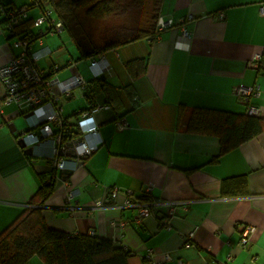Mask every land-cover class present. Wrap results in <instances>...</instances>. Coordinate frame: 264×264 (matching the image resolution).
Listing matches in <instances>:
<instances>
[{"label":"crops","instance_id":"0c3cea01","mask_svg":"<svg viewBox=\"0 0 264 264\" xmlns=\"http://www.w3.org/2000/svg\"><path fill=\"white\" fill-rule=\"evenodd\" d=\"M261 1L161 0L159 17L171 19L172 25L159 38L137 39L102 53L110 68L104 80L99 78L113 87L118 109H101L94 115L102 143L81 166L67 163L65 169L54 168L51 139L28 144L30 149L23 153L16 140L28 120L14 104L4 106L0 114V231L28 206L43 183L51 182L53 191L41 206L46 224L71 235L109 239L129 250L128 264H142L148 249L158 260L169 254L168 264L177 259L186 264H264V130L220 155L217 137L188 132L185 126L194 108L245 113L233 94L239 84L259 86V95L251 103L264 119V68L248 67L255 53L264 54ZM7 4L29 5L28 18L41 12L32 0H0V67L18 53L6 32L2 9ZM46 27L47 23L41 25ZM184 28L191 33L188 38L181 36ZM42 43L51 50L39 61L46 73L56 64L62 79L81 74L69 69L71 60L64 65L53 61V45ZM33 47L38 46L33 43ZM135 58L146 61L145 72L138 77L125 67L126 61ZM84 79L90 84L93 78L90 74ZM89 91L88 86L74 89L71 96L59 100L68 123L73 124L91 105L106 101L102 92L89 99ZM63 100L69 104L78 100V104L65 112ZM119 116L127 120L128 128L116 129L114 121ZM10 124L15 127L13 133ZM147 185L151 190L145 194ZM113 187L154 202L153 214L135 223L134 208L117 206L126 199L122 192L111 206L97 207ZM72 189L77 192L70 197ZM167 202H181L185 209L166 215ZM246 226H254L255 231L242 245ZM27 264L44 263L34 255Z\"/></svg>","mask_w":264,"mask_h":264},{"label":"built area","instance_id":"2783aa9c","mask_svg":"<svg viewBox=\"0 0 264 264\" xmlns=\"http://www.w3.org/2000/svg\"><path fill=\"white\" fill-rule=\"evenodd\" d=\"M34 3L40 6L41 12L37 17L32 18V27L29 31L18 30L20 24L28 17V5L18 7L11 5L2 9L6 18L7 36L12 38V44L18 49V53L9 63L0 67V84L3 88V95L0 97V114L4 106L9 104H14L20 112L25 114L28 126L26 130L20 132V137L26 145L36 144L42 139H51L53 142L51 162L54 168L65 169L67 163L75 167L81 166L84 159L97 151L102 143L94 115L101 109H109L110 104L103 102L91 105L75 118L73 124L62 117L59 100L62 97L71 96L74 89L87 87V81L79 72L63 79L59 78L57 75L59 66L56 64L51 67L49 73L39 66V61L51 53V50L43 45L42 36L46 33H57L63 28V24L55 17L52 7L43 6L42 0H34ZM258 14L264 16V1L258 4ZM218 18L222 19L223 13H219ZM43 23H47L45 29L41 28ZM171 25V19L158 17L155 39L159 38L161 32ZM190 34V31L184 28L181 36L188 38ZM33 43H36L38 47L34 48ZM72 65L75 66L76 62L69 61L68 66ZM248 67L254 70L264 68V54L255 53L248 61ZM87 68L91 77L95 79L107 74L110 67L105 56L99 53L89 59ZM233 94L238 102L245 106L246 114L259 115V110L251 103V99L259 95L257 84L236 85L233 88ZM114 124L117 130H123L129 126L123 116L116 118ZM150 190L151 186L147 185L144 193L148 194ZM76 192V189L69 190L68 196L73 197ZM119 192L124 193L126 199L117 206L134 208L135 223L139 224L145 217L153 214L154 202L139 199L132 194L131 190H120L117 187L111 188L104 202L96 206H111ZM165 205L166 215L173 214L179 207L185 209V204L181 202H167ZM254 231V226H246L242 231L240 243L246 245L248 236ZM171 261L172 257L169 254H165L159 260L156 259L150 249L142 257V264H168ZM173 264L186 263L177 259Z\"/></svg>","mask_w":264,"mask_h":264},{"label":"trees","instance_id":"16d2710c","mask_svg":"<svg viewBox=\"0 0 264 264\" xmlns=\"http://www.w3.org/2000/svg\"><path fill=\"white\" fill-rule=\"evenodd\" d=\"M33 4L34 3V0ZM53 5L55 17L61 20L63 28L68 31L78 52L83 58L104 53L128 42L148 38L153 41L156 36V21L159 17L161 0H157L155 24L149 30H137L121 39L95 43L87 36L88 45H83L76 37L73 27H81L76 16L78 10H84L87 17L106 20L120 15L123 0H47ZM9 6V4L4 7ZM29 6V5H28ZM6 23V18H5ZM32 18L25 19L19 31H29ZM125 67L132 77L145 72L146 61L135 58L125 62ZM87 82L89 99L97 92L106 96L110 108L117 111L115 96L111 95L113 87L100 78ZM120 117V116H119ZM186 131L213 135L219 140L220 155L252 139L264 130V119L246 113H234L208 108H194L185 124ZM53 191L51 182L43 183L15 219L0 231V264H27L32 256H37L44 264H128L129 250L116 247L109 239L93 234H68L62 230L49 227L42 216L41 206ZM144 200V198H142ZM9 245L12 251L6 256Z\"/></svg>","mask_w":264,"mask_h":264},{"label":"rangeland","instance_id":"374dc122","mask_svg":"<svg viewBox=\"0 0 264 264\" xmlns=\"http://www.w3.org/2000/svg\"><path fill=\"white\" fill-rule=\"evenodd\" d=\"M157 2V0H123L120 10L122 14L109 17L103 21L91 19L85 15L84 10H78L76 16L81 22L82 29L73 27L74 33L83 45H88L86 34L95 43L101 44L121 39L137 30H149L155 24ZM42 5H48L53 8V5L47 0H42ZM34 13L38 15L37 9L34 10ZM54 34L47 33L42 36L43 42L54 47L55 54L52 60L62 65L67 60L74 61L76 65L70 66L69 69H78L85 78H90V73L87 68L88 59L80 55L68 31L64 29L60 32L59 36L56 33ZM58 75L62 79L63 76L61 74ZM61 104L64 106L65 112H68L72 106L78 104V100L71 104L63 100ZM20 120L22 119L20 118ZM11 251L12 245H9L5 257Z\"/></svg>","mask_w":264,"mask_h":264},{"label":"water","instance_id":"95a60500","mask_svg":"<svg viewBox=\"0 0 264 264\" xmlns=\"http://www.w3.org/2000/svg\"><path fill=\"white\" fill-rule=\"evenodd\" d=\"M100 78L104 80L105 77H104V75H101ZM10 126H11L10 131H11V133H13L15 131V127L13 126V124H10L9 127ZM16 142H17L18 146L23 149L22 150L23 153L26 154L27 151H28V149H30V148H26V144H25V142H24V140H23L22 137H20L19 139H17Z\"/></svg>","mask_w":264,"mask_h":264}]
</instances>
